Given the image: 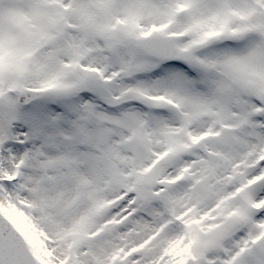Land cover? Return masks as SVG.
<instances>
[{"label":"snow or ice","instance_id":"snow-or-ice-1","mask_svg":"<svg viewBox=\"0 0 264 264\" xmlns=\"http://www.w3.org/2000/svg\"><path fill=\"white\" fill-rule=\"evenodd\" d=\"M0 264H264V0H0Z\"/></svg>","mask_w":264,"mask_h":264}]
</instances>
